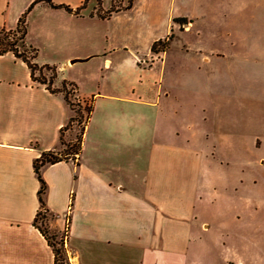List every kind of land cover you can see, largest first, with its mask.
<instances>
[{"label": "crops", "instance_id": "obj_1", "mask_svg": "<svg viewBox=\"0 0 264 264\" xmlns=\"http://www.w3.org/2000/svg\"><path fill=\"white\" fill-rule=\"evenodd\" d=\"M34 1L0 0V19L5 20L16 4L22 6L21 13ZM52 2L77 9L84 1ZM112 4L102 0V9L108 11ZM96 5L88 4L76 16L41 2L31 14L42 20L37 39L28 37V44L38 49L36 62L56 66L57 85L64 80L74 83L78 96L93 105L80 155L41 170L50 233L59 235L68 228L71 264H245L227 257V241L215 234L220 226L227 236L229 218L224 213L219 221L214 215L218 193L207 177L213 165L209 154L219 148L190 151L171 142L163 130L170 116L161 105L172 98V91L161 79L172 45L164 52L153 53L150 47L140 54L130 47L121 49L113 34L105 37L109 47L91 48L84 28L73 29L75 23L111 22L134 9L133 5L101 19ZM178 18L188 23L181 26L174 20L169 32L150 46L174 33L173 41L182 45L180 53H187L188 38H203L202 16L182 13ZM219 23H210L211 29ZM122 52L132 59L131 68L138 75L136 82H127L126 94L146 91L139 89L145 85L140 64L145 72L158 70L153 101L120 95L121 81H105L104 86L98 81L96 88L85 82L84 63L99 59L101 70L115 74L122 69ZM77 70L82 76H76ZM138 105L152 112L140 113ZM74 115L63 94L32 81L23 61L12 53L0 56V264H54L53 249L34 224L41 209L34 163L45 152L62 153L61 130ZM189 151L194 153L188 156ZM239 161L247 167L242 157Z\"/></svg>", "mask_w": 264, "mask_h": 264}, {"label": "rangeland", "instance_id": "obj_2", "mask_svg": "<svg viewBox=\"0 0 264 264\" xmlns=\"http://www.w3.org/2000/svg\"><path fill=\"white\" fill-rule=\"evenodd\" d=\"M83 1L86 6L96 3L97 11L98 0ZM107 1L124 8L128 5V0ZM133 5L132 12L126 11L114 21L85 26L75 23L73 29L84 28L91 48L109 47L111 43L105 37L115 34L121 49L130 47L141 54L152 48L156 37L169 32L178 14L202 16L203 38L199 42L188 38L189 52L180 53V41L170 42V60L161 81L171 89L172 98L161 105L170 116L163 130L169 133L171 142L186 145L190 151L219 148L220 152L209 154L213 165L207 177L218 193L214 215L219 221L224 213L229 218L227 236L223 237L220 226L215 234L220 241H227V257L245 264H264V0H135ZM30 6L21 13L22 6H13L5 20L0 19V29L14 30ZM33 9L27 15V42L29 35L34 41L37 39L42 26L39 17H31ZM218 22L211 29L210 23ZM119 56L121 72L109 74L101 70L99 59L94 58L84 63V73L77 70L76 76L85 75V82L95 88L98 81L103 86L105 81H121L120 95L153 101L155 95L151 91L158 70L145 72L146 66L140 64L145 85L139 89L146 91L126 94L127 84L136 82L138 75L131 68L132 59L123 52ZM147 108L137 107L140 113L152 112ZM85 117L86 113L82 123H74L65 132V138L72 139L74 145L78 144ZM227 146L230 151L225 152ZM190 151L188 156L194 153ZM240 157L246 168L239 163ZM48 221L47 214L37 225L46 228ZM64 238L65 231L56 235L57 242Z\"/></svg>", "mask_w": 264, "mask_h": 264}, {"label": "trees", "instance_id": "obj_3", "mask_svg": "<svg viewBox=\"0 0 264 264\" xmlns=\"http://www.w3.org/2000/svg\"><path fill=\"white\" fill-rule=\"evenodd\" d=\"M134 1L135 0H128V5L125 8L116 6L114 3L108 11H104L101 6V0H98L97 15L101 19H109L114 13H117L121 10L130 9L133 6ZM41 2L47 3L54 9H64L68 13L76 16H80L81 11L86 7V4H83L77 9H72L68 5H55L53 4L52 0H35L28 8L26 13L23 14V16L19 19L17 27L14 30L0 29V56L5 55L6 53H12L17 59L23 61L30 70L33 82L45 85L51 93L63 94L65 101L72 108V110L75 111V115L69 120L67 126L61 130L60 142L64 147L62 153L45 152L34 163L35 172L41 183V187L38 192L41 209L35 218L34 224L44 235L48 244L52 247L54 252V264H71L68 253L64 246V239L60 240V242H57L56 235L49 234L48 227L41 228L37 225L38 220L41 219L44 221L47 218L48 214V210L46 209L44 201L47 185L42 178L41 170L46 165H53L62 161H67L72 157L80 155L82 150V138L86 125L93 112V105L92 101H85L78 96V88L74 83L64 80L59 84V86L57 85L58 69L56 66L39 65L36 62V59L38 57V49L29 45L27 42V15L35 5ZM175 22L179 23L181 26H184L188 23V20L186 18H178L175 20ZM174 37L175 35L174 33H172L166 39L155 42L151 48L152 52L159 53L166 51V49L170 46V42L173 41ZM72 98L77 103L74 102ZM84 113H86L85 126L82 128L80 138L77 139V147L74 148L76 145L72 144L73 141L67 142L65 138V132L70 130L74 123H82L84 119Z\"/></svg>", "mask_w": 264, "mask_h": 264}, {"label": "built area", "instance_id": "obj_4", "mask_svg": "<svg viewBox=\"0 0 264 264\" xmlns=\"http://www.w3.org/2000/svg\"><path fill=\"white\" fill-rule=\"evenodd\" d=\"M77 157V156H76ZM71 211V208L68 210V213ZM67 223H68V220H67ZM67 236H68V228L66 227V230H65V238H64V246L66 248V241H67Z\"/></svg>", "mask_w": 264, "mask_h": 264}]
</instances>
